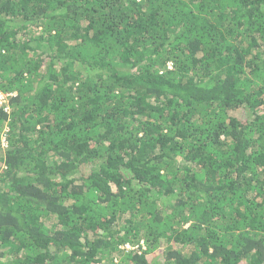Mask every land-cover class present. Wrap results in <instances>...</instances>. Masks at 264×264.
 <instances>
[{
	"label": "trees",
	"instance_id": "trees-1",
	"mask_svg": "<svg viewBox=\"0 0 264 264\" xmlns=\"http://www.w3.org/2000/svg\"><path fill=\"white\" fill-rule=\"evenodd\" d=\"M1 95L0 264H264V0H0Z\"/></svg>",
	"mask_w": 264,
	"mask_h": 264
},
{
	"label": "built area",
	"instance_id": "built-area-1",
	"mask_svg": "<svg viewBox=\"0 0 264 264\" xmlns=\"http://www.w3.org/2000/svg\"><path fill=\"white\" fill-rule=\"evenodd\" d=\"M2 100L5 98V96H3V95H1V97H0ZM5 103H6V101H4ZM126 248L128 249V248H130V246H126Z\"/></svg>",
	"mask_w": 264,
	"mask_h": 264
},
{
	"label": "clouds",
	"instance_id": "clouds-1",
	"mask_svg": "<svg viewBox=\"0 0 264 264\" xmlns=\"http://www.w3.org/2000/svg\"><path fill=\"white\" fill-rule=\"evenodd\" d=\"M4 96V95H3ZM6 103H7V101H6Z\"/></svg>",
	"mask_w": 264,
	"mask_h": 264
}]
</instances>
